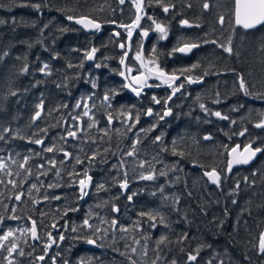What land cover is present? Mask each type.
<instances>
[{"label": "trees", "instance_id": "trees-1", "mask_svg": "<svg viewBox=\"0 0 264 264\" xmlns=\"http://www.w3.org/2000/svg\"><path fill=\"white\" fill-rule=\"evenodd\" d=\"M145 2L144 30L161 24L167 31L165 39L155 33L143 43L145 59L159 62L169 74L204 78L195 88L185 84L168 103L170 118L153 123L145 118L152 102L136 99L121 80L118 41L109 30V23H123L118 0H0V162L7 164L0 169V236L14 233L0 240V264H131L128 257L136 264H264L259 252L264 151L251 167L227 173L235 146L264 149V127H256L264 120V25L237 28L233 0ZM79 17L108 25L101 36L87 35L77 25ZM229 40L232 54L218 46ZM185 44L201 48L181 57L174 49ZM92 47L97 59L89 66L85 54ZM45 64L48 69L41 72ZM240 76L252 95L240 89ZM41 102V116L35 118ZM217 111L228 119L211 114ZM137 115L139 122L129 129ZM69 129L77 137H68ZM65 152L71 156L65 158ZM212 170L220 175L218 186L205 175ZM85 173L92 177L91 188L80 199L77 185ZM149 175L153 178H142ZM85 219L101 231L93 236ZM33 221L38 242L28 231ZM161 237L166 239L158 243ZM85 238L96 239V247ZM51 239L56 243L47 248ZM12 244L17 251L9 255ZM197 248V260L189 261Z\"/></svg>", "mask_w": 264, "mask_h": 264}, {"label": "snow or ice", "instance_id": "snow-or-ice-1", "mask_svg": "<svg viewBox=\"0 0 264 264\" xmlns=\"http://www.w3.org/2000/svg\"><path fill=\"white\" fill-rule=\"evenodd\" d=\"M119 2L121 4L124 3V0H119ZM142 3H143V0H138V2L136 3V7H137V10L139 11L142 7ZM233 14H234V17H235V23L237 25H241L243 28L245 29H249V28H252L254 27L256 24H260V23H264V0H233ZM35 7H39V5H36ZM205 8L208 7L207 4L204 5ZM169 9L168 7H164V11L167 12ZM68 19L69 20H73L74 17L73 16H68ZM141 19V16L140 15H137L136 16V23L138 25V22L140 21ZM2 22V21H0ZM76 22L79 23V24H82L85 28H90V29H97L99 30L101 25L97 22H95L94 20L92 19H88L87 17H79V18H76ZM182 24L184 25H189V21L187 20H183L181 21ZM219 23L223 24L224 23V18L223 16H221L219 18ZM121 27H126L124 25H121ZM156 27V30L159 31L162 36L161 38H166L167 36V31L165 29V27L161 24H156L155 25ZM147 32H144L143 35L144 36H147ZM117 35H119V33H117ZM132 35V32L129 30L128 31V36L131 37ZM205 43H216L215 41H205ZM220 48H222L225 52L229 53V54H232L233 52V49L231 47V41L229 40L228 41V46H225L224 44H219L218 45ZM121 48H124L125 45L124 44H121L120 45ZM195 47H198V45L196 44H191V45H185L184 47H181V48H178V49H174V51H180V52H189L191 51L192 48H195ZM98 51V49H96L95 47H92L89 51H86V54H85V59L87 60H92L94 59V56H95V53ZM8 53H4V55H7ZM136 59L137 60H141V64L146 68V71L148 72V75H144V74H141V76L139 77H132V80H134L136 82L137 85H146L147 83V80L149 79V76L151 75H156L159 79L162 80V82L164 84H168L169 87H172V84L179 79L178 76H176L175 74H172V75H169L167 73H165L163 70H159L158 66L156 67H148L147 65H144V61L142 60L141 58V55L139 53H137L136 55ZM120 63L121 64H124V59L122 58L120 60ZM149 64H154V61H149ZM69 67H72V65H69ZM96 67H100L99 64L96 65ZM193 68L197 67V65H193L192 66ZM48 69V65L45 64L43 65V67L40 68V71L41 72H45L46 70ZM23 71H27V68L25 67L23 69ZM129 71H131V69H129ZM184 71H190L189 70H181L182 74ZM120 75L121 76H124L125 73L124 72H120ZM187 79V82L188 83H197L199 78L197 79H192L191 76H188L186 77ZM93 88L96 87V84L93 83ZM128 87H131V85H128ZM184 87V84L181 83L179 86L177 87H172V93H171V96L167 97V99L165 100V105L167 104V101L168 100H171L172 96H175L177 92H179L181 90V88ZM239 87L240 89L244 92L245 95H252V93L249 91L248 87L246 86V83H245V80L243 78V76H240L239 77ZM134 92H136V94L139 96L141 94V91H142V88L141 87H135L132 89ZM264 95V94H262ZM89 100L92 99L91 96L88 97ZM153 99V102L155 104H159L160 103V100L156 99L155 97L152 98ZM103 101L104 102H107L109 101V96L108 95H105L103 97ZM84 108H87V104H84L83 105ZM95 105H93L94 107ZM39 110L36 111L35 113V118H39L41 116V111L43 109V103L41 102L40 105L37 106ZM77 108L81 107V103H78L76 105ZM200 107L202 109H204L205 111H208V109L203 105L201 104ZM172 114V109L171 108H166L162 114L160 113H157L156 115L159 117V119H164V117L166 116H169ZM212 115H215L216 117H219L221 119H228L227 116H222L221 112L217 111V112H214V113H211ZM84 116H88L89 113L88 111H85L83 113ZM145 115H148V116H151L153 115V112H152V109L149 108L146 110L145 112ZM73 119H79V117H76V118H73ZM109 121H111L112 117L111 115H109L108 117ZM129 119L132 120L133 117L131 115H129ZM139 122V115H137L135 118H134V122L132 124L129 125V129H131L132 127L135 126V123H138ZM235 121H233L234 123ZM93 125L92 124H89L88 127L91 128ZM77 127V131H82L83 129L79 128V126H76ZM256 127H264V120H262L261 122L257 123L256 124ZM5 131H9V129H5ZM77 131H73L71 129L67 130V133L66 135L68 137H77ZM244 133L241 132L240 135H243ZM0 139H3L2 136H0ZM156 141H159L161 139V137L157 136L156 138ZM205 139H210V137H205ZM137 143H139V140L136 141ZM34 143L36 144H43V140L42 139H36L34 141ZM135 147V145H133V148ZM48 152H53L54 151V148L53 147H48L46 149ZM59 151H62V149H58ZM233 151H235V149H233ZM245 152L248 153V155L246 157H244L243 159H235L234 160V163H248L249 160H251L258 152H261V151H264V149L260 148V147H257L255 149H251V146L249 145L248 147L245 148L244 150ZM127 155L131 156L134 154V152H128L126 153ZM64 156L65 158L71 156L70 153H67L65 152L64 153ZM91 159H94V156L93 157H89V160ZM76 160H77V163H82L83 161H81L79 159V157H76ZM13 163H15V161H13ZM25 163H27V157L25 158ZM48 163H50L53 167H55L56 165V161L55 160H50L48 161ZM61 163H63V161H61ZM39 167L43 168L44 165H40ZM0 169L2 170H6L7 169V164L6 163H3V162H0ZM27 171H31L30 169H27ZM9 175H11V173L9 172L8 173ZM69 175H72L73 173H68ZM56 175H60L59 172L56 173ZM205 175L212 181V183L216 184V185H219L220 182H221V178H220V175L215 171V170H212V171H209V172H206ZM84 177L85 178H82V179H79L78 183L80 185V199H83L84 196L88 195V192H87V188L90 187L91 185V181H92V177L87 175V173L84 174ZM143 179H152L153 176L152 175H149L147 177H142ZM10 183L12 184H15L16 182L13 180V181H10ZM48 187H53V185H48ZM122 187L124 188H127V180H125L122 184ZM239 186L237 185V188ZM37 188V185L36 184H32L31 185V189H36ZM103 188V185H97V189H102ZM29 194H31V190H29ZM23 195V193H20L16 196V199L17 200H20L21 199V196ZM132 197L129 196L128 199L130 200ZM45 199H47V197H45ZM53 199H57L59 200L60 197L59 196H55L53 197ZM37 203H39V201H37ZM233 203H235V201H233ZM78 209H75V208H70L69 211H77ZM114 211L116 212H119V209L118 208H113ZM64 215H67V212L64 213ZM141 215H144L143 213ZM13 219H17L18 217H12ZM151 219L155 220L156 217H151ZM161 223H163V218L161 217ZM111 224L113 227H115V225L117 224V221L116 220H112L111 221ZM83 225L87 228H90V229H93V225H91L89 223V220L88 219H85L83 221ZM53 227H56V225H52ZM156 225L153 224L152 227H155ZM28 231L30 232L31 236L33 239H40V237H38L37 235V229H36V222L33 221L32 222V227L30 229H28ZM101 230L99 228H94L93 229V232H92V235L95 236L97 235V233H99ZM120 231L121 232H124L126 231V229L124 228H120ZM104 233H107V229H104ZM14 233L9 230L8 232H6L3 236H0V240H8L9 237L13 236ZM48 236L51 237V233H48ZM101 239L103 238L102 236L100 237ZM186 238V237H185ZM58 239L60 241L64 240V236L61 234ZM86 239V242L89 243V244H96L97 243V240L96 239H91V238H85ZM166 239V237H161L160 238V241H158V243H162L164 240ZM53 243H56V240L55 239H51L50 242L47 244V248H51L52 247V244ZM137 243H139L137 241ZM102 246V245H101ZM4 245L2 243H0V248H3ZM17 245L15 244H12L10 247L7 248V251L9 253V255H11L13 252H16L17 251ZM200 248H197L196 249V255H192V254H189L188 255V260L189 261H193L195 262L197 260V256L199 255V252H200ZM131 251L133 253H135L137 251L136 248H131ZM259 251L261 253H264V234L261 235L260 237V243H259ZM25 253L23 251H19V255L20 256H23ZM144 255H147V252L145 250L144 252ZM39 260L43 261L45 259V257L43 255L39 256L38 257ZM128 259L131 261V264H136L135 261H132L131 260V257H128ZM8 264H12V261H9ZM153 264H155V261H153ZM172 264H175V261L172 262ZM207 264H212L211 261H208ZM220 264H224L223 261H220Z\"/></svg>", "mask_w": 264, "mask_h": 264}, {"label": "flooded vegetation", "instance_id": "flooded-vegetation-1", "mask_svg": "<svg viewBox=\"0 0 264 264\" xmlns=\"http://www.w3.org/2000/svg\"><path fill=\"white\" fill-rule=\"evenodd\" d=\"M137 2H138V0H124V3L121 4L118 0L120 12H123L122 16L120 17V18H123L121 20V21H123V23L117 24V22H115V21L109 23V26L111 28L109 30L111 31V34L113 35L115 40L118 41L117 49L120 53V59L119 60H121L126 53L127 42L130 38L128 36V31L130 30L133 34V32L135 31V26L137 25L136 16L139 15L138 12L140 11V10L139 11L137 10V7H136ZM145 6H146V2L144 0V8H143L142 12L140 13L141 19L138 22V26L140 28L138 27L137 31L133 34V36L131 35L132 36L131 37V55H130V57L128 59V63H127V78L134 88L135 87H141L142 88L141 94L138 96L136 94V92H134V91L130 92L126 86V83L124 81L123 82H124L126 90L130 94H132L136 99H141V100L143 99V101L149 99L152 102L153 107L151 109H152L153 115H151V116L145 115V118L148 119L151 123H153L154 121L158 120V118H159L156 114L157 113L162 114V112L166 108H169L168 107L169 101L173 100L176 95L180 94L184 88V87L181 88V90L176 93V95L173 97V99L168 100L167 104L165 105V102L163 103V101H165L167 99V97H169L171 95L172 87H177L181 83H183L184 85L185 84L187 85V83H186V78H183V76H180V75H176L179 77V79L174 85H172V87H169L168 84H164L162 82V80L159 79L156 75L149 76V79L147 80L146 85H137L136 82L134 80H132V77H139V76H141V74L148 75L146 68H143L141 66L142 65L141 62L135 59V55L137 54L138 50L142 51V54H143V43L145 41H147L148 39H150V37H152L155 34V32H152L151 36L148 37L146 40H144L143 33L147 32L149 34V32H150V31L144 30V28H143V23L147 17ZM107 25L103 24V26H104L103 30L105 27H107ZM121 25H124L126 27H121ZM154 28H155V26L153 27V29ZM153 29L151 31H153ZM114 32L119 33L118 39L114 36ZM120 44L125 45V49L123 51L119 50ZM143 57H144V55H143ZM144 59H145V57H144ZM147 61H150V60H147ZM154 64H155V67L158 66L159 70H163L165 73L169 74L167 72V70L165 68H163L159 62L154 61ZM129 69H131V71H129ZM169 75H172V74H169ZM153 97L160 100V103L155 104L153 102V99H152ZM170 116L171 115H169L168 118L164 117L163 120L169 119Z\"/></svg>", "mask_w": 264, "mask_h": 264}, {"label": "water", "instance_id": "water-1", "mask_svg": "<svg viewBox=\"0 0 264 264\" xmlns=\"http://www.w3.org/2000/svg\"><path fill=\"white\" fill-rule=\"evenodd\" d=\"M143 8H144V0H143V3H142V7H141V9H140V11L138 12V14L140 15V13L142 12V10H143ZM88 19H91V18H89V17H87ZM93 20V19H92ZM95 21V20H94ZM234 21H235V17H234ZM95 22H97V21H95ZM97 23H99L100 25H101V27H100V29L99 30H97V29H90V28H85L82 24H79V23H77V25H78V27H79V29H81L85 34H87V35H91V34H97L98 36H101L102 34H103V32H104V30H103V24H101L100 22H97ZM235 25H236V27L237 28H239V29H242V30H244V31H253V30H257V29H259L260 27H262L263 25H264V23H260V24H256L254 27H252V28H249V29H245V28H243L241 25H237L236 23H235ZM138 25H136L135 26V31L133 32V34L137 31V29H138ZM133 34H132V36H133ZM114 36L118 39L119 38V35H117V32H114ZM131 36V37H132ZM131 37L129 38V40H128V42H127V48H126V53H125V55H124V57H123V59H124V64H122V72H124L125 73V75L124 76H121V80L122 81H124L125 83H126V86H127V88H128V90L130 91V92H133V86H132V84L130 83V81L128 80V78H127V61H128V59H129V57H130V55H131ZM121 45V44H120ZM120 45H119V50L120 51H123L124 49H125V47L124 48H121L120 47ZM186 45V44H185ZM185 45H183V46H181V47H184ZM187 45H191V44H187ZM196 45H198V47H195V48H192L191 49V51H189V52H180V51H177V54L179 55V56H181V57H186V58H188V57H190L195 51H197V50H199L200 48H201V45H199V44H196ZM180 47V48H181ZM96 59H97V52L95 53V56H94V59H92V60H87V64L90 66V65H92V64H94L95 62H96ZM224 74V73H223ZM192 79H194V78H192ZM195 80V79H194ZM178 80H176L172 85H174L176 82H177ZM186 83H187V85H189L191 88H195V87H197V86H200V85H202L203 83H204V78H201V79H199L198 80V82L197 83H188L187 82V79H186ZM128 85H131V87H128ZM173 97L174 96H172V98L171 99H173ZM166 118H168V116H166ZM249 145H247V146H244V147H242V146H240V145H237V146H235L233 149H235V151H233V149H231V151L229 152V158H228V168H227V173H228V175L230 176L232 173H233V171L234 170H237V169H240V168H249V167H251L256 161H257V159L259 158V156L262 154V151L261 152H258L251 160H249V162L248 163H239V164H237V163H234V160L235 159H243L244 157H246L247 155H248V153L247 152H245L244 150H245V148L246 147H248ZM251 146V149H255V147H253L252 145H250ZM69 158V157H68ZM210 180V179H209ZM211 181V180H210ZM92 182V181H91ZM212 182V181H211ZM214 184V183H213ZM214 185H216V184H214ZM216 186H218V185H216ZM77 187L80 189V185L78 184L77 185ZM90 188H91V185H90V187L89 188H87L86 190H87V192H89V190H90ZM124 191H126V188L124 189ZM31 227H32V224H31ZM36 229H37V227H36ZM262 234H264V230H263V232H262ZM261 234V235H262ZM37 235H38V237H39V233H38V230H37ZM31 239H32V241L33 242H38V240L39 239H33L32 238V236H31ZM260 243V242H259ZM90 246H92V247H96V245L95 244H90ZM260 252V251H259ZM263 253H261L260 252V255H262Z\"/></svg>", "mask_w": 264, "mask_h": 264}, {"label": "rangeland", "instance_id": "rangeland-1", "mask_svg": "<svg viewBox=\"0 0 264 264\" xmlns=\"http://www.w3.org/2000/svg\"><path fill=\"white\" fill-rule=\"evenodd\" d=\"M140 28V27H139ZM152 32H155V33H159L161 36H162V34L159 32V31H157L156 30V27L153 29V31H150L149 32V34H147V36H144L143 35V37H144V40H146L148 37H150L151 36V34H152ZM167 37V36H166ZM165 39V38H164ZM137 53H139L140 55H141V58H142V60L144 61V65H147L148 67H155V64H149V61H147V60H145L144 59V57H143V54H142V51H140V50H138L137 51ZM137 55V54H136ZM136 55H135V59H136ZM133 58V57H132ZM137 60V59H136ZM138 61H140L141 62V60H138ZM147 61V62H146ZM127 63H128V61H127ZM143 68H145L143 65H141Z\"/></svg>", "mask_w": 264, "mask_h": 264}]
</instances>
